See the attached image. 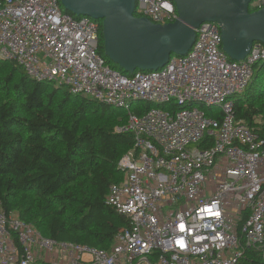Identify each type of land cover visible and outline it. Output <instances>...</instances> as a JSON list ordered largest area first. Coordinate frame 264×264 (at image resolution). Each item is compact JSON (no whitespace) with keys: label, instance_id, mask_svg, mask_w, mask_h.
I'll return each instance as SVG.
<instances>
[{"label":"built area","instance_id":"obj_1","mask_svg":"<svg viewBox=\"0 0 264 264\" xmlns=\"http://www.w3.org/2000/svg\"><path fill=\"white\" fill-rule=\"evenodd\" d=\"M251 2V10L264 7ZM135 9L159 24L177 17L172 0H137ZM98 21L63 12L58 0H0V59L73 95L128 109L116 130L131 132L132 146L118 160L123 180L106 195L128 224L101 250L56 241L0 212V264H240L244 246L264 239V149L233 103L264 59V44L231 60L219 24L207 21L185 55L123 73L98 53ZM139 100L150 107L129 110Z\"/></svg>","mask_w":264,"mask_h":264},{"label":"trees","instance_id":"obj_2","mask_svg":"<svg viewBox=\"0 0 264 264\" xmlns=\"http://www.w3.org/2000/svg\"><path fill=\"white\" fill-rule=\"evenodd\" d=\"M134 15L140 17L136 9ZM98 53L125 73L104 54L101 23ZM1 66L9 68L0 73V212H15L56 241L108 250L128 224L106 201L110 185L123 180L118 160L133 142L131 132L116 130L127 123V113L36 80L13 60L0 59ZM233 112L264 149V59L254 64ZM240 264H264V239L244 246Z\"/></svg>","mask_w":264,"mask_h":264},{"label":"water","instance_id":"obj_3","mask_svg":"<svg viewBox=\"0 0 264 264\" xmlns=\"http://www.w3.org/2000/svg\"><path fill=\"white\" fill-rule=\"evenodd\" d=\"M177 17L165 24L135 16L136 0H60L73 15L101 20L104 54L124 72L156 70L170 55H185L203 22L220 26L222 51L242 60L253 43L264 44V7L251 0H172Z\"/></svg>","mask_w":264,"mask_h":264},{"label":"rangeland","instance_id":"obj_4","mask_svg":"<svg viewBox=\"0 0 264 264\" xmlns=\"http://www.w3.org/2000/svg\"><path fill=\"white\" fill-rule=\"evenodd\" d=\"M252 7H253V5H255V1H252L251 2V4H250ZM99 23H101V20H99L98 21ZM174 56H177V55H174ZM175 58H177V57H175ZM6 61V60H5ZM8 66H1L0 67V73H6V71L8 70ZM149 103L147 102V101H145V100H139L138 102H136V103H134V104H132V106H131V108L129 109V110H131V111H134V109L137 107V106H146V105H148ZM167 107L168 108H170L171 107V105H167ZM119 109H121V111L123 112V113H127L128 112V109H122V108H119ZM119 112V111H118ZM118 112H117V114L116 115H118ZM192 147V146H191Z\"/></svg>","mask_w":264,"mask_h":264}]
</instances>
